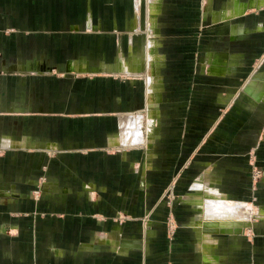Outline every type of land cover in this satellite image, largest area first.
Returning <instances> with one entry per match:
<instances>
[{
    "label": "crops",
    "instance_id": "crops-1",
    "mask_svg": "<svg viewBox=\"0 0 264 264\" xmlns=\"http://www.w3.org/2000/svg\"><path fill=\"white\" fill-rule=\"evenodd\" d=\"M156 8L144 54L132 0H0V264H264V217L203 240L187 202L201 182L264 212V0ZM140 109L146 149L123 140Z\"/></svg>",
    "mask_w": 264,
    "mask_h": 264
},
{
    "label": "rangeland",
    "instance_id": "rangeland-1",
    "mask_svg": "<svg viewBox=\"0 0 264 264\" xmlns=\"http://www.w3.org/2000/svg\"><path fill=\"white\" fill-rule=\"evenodd\" d=\"M133 1V12H134V17H136V19L139 20V24L137 25L136 27V31L138 34L141 35V37L144 39L143 42L141 43V46H142V51L144 52H147L146 51V47L148 45V42L146 41L147 37H149V23H150V9H149V5H150V0H132ZM205 27L201 28V30L205 29ZM148 54V53H146ZM196 61V60H195ZM195 64V63H194ZM264 70V55H262L261 57L259 58H254L253 59V63H252V75H255V74H258L260 71H263ZM256 72V73H255ZM140 75L142 77H139L138 79L139 80H143V77L146 76V72H142L140 73ZM243 90H245V87H243ZM231 106L228 107V108H223L220 110V117H219V120L216 124H220L224 118V116L226 115V113L230 110ZM134 115V117H131L133 120H132V123H133V126L132 128H134L133 130H137V131H140L142 132V135L144 136V140L147 141L148 140V132H149V117H148V114H147V111L145 109H140L139 111H136L134 113H132ZM67 115V114H66ZM4 115L2 113H0V119H3ZM3 122L0 121V124H2ZM133 133V132H132ZM136 133V132H135ZM134 133V134H135ZM133 136L130 135V138H132ZM1 138V137H0ZM131 139H128L129 143H132L131 142ZM134 148H141V149H146V145L143 143V141L141 142H138V143H134L132 144ZM46 149V148H45ZM137 152H139L140 150H136ZM254 153V154H253ZM253 153H251L252 155L248 158V164L252 166V183L254 185L258 184V182L261 181L262 177H263V173H264V169L258 165V155L256 154V151H253ZM4 155L3 153H0V157ZM46 155V154H45ZM248 155H250L248 153ZM12 156H16V154H13ZM29 156H32V155H27L26 159L29 157ZM39 158H37L38 160H40V155H38ZM51 159V156H47ZM47 157L46 160H49ZM54 158L52 159H55V157L57 156H53ZM29 160L33 159L35 160V157H29L28 158ZM51 159V160H52ZM32 160V161H33ZM193 160L189 161L188 164H193ZM134 165H139L138 161L134 164ZM43 170H45V172L47 171L46 168L47 166L46 165H43ZM176 179V178H174ZM176 182V180L174 181ZM44 183H47V177H40L39 178V186L37 188H40V185L44 184ZM29 187V186H28ZM33 195L35 198H38V197H41V191L40 189H35L32 191ZM162 197V196H161ZM160 197V198H161ZM168 198H173L172 200H175L177 199V195L175 194V187L173 188H170V190L168 191V195H167ZM252 210H254V212H257V208L255 207V205L252 203ZM167 207L173 209V205L172 203L168 204ZM169 209V210H171ZM253 212V213H254ZM168 219L170 220L168 222V224L170 225V229H169V239L173 240L174 239V236L176 235V229L178 227V223L176 224L175 222H177L175 216L173 214H171V212L169 213L168 215ZM142 220V219H141ZM254 223L258 222V219L257 218H253L251 219ZM250 221V220H248ZM252 224V222H251ZM248 237L251 239V243L253 246H257L256 244V240H257V236L258 237H262L260 235H258L254 229H251L250 232L247 233ZM261 254H259L257 257L254 256V252H253V258H252V264H262L263 261L261 260Z\"/></svg>",
    "mask_w": 264,
    "mask_h": 264
},
{
    "label": "bare ground",
    "instance_id": "bare-ground-1",
    "mask_svg": "<svg viewBox=\"0 0 264 264\" xmlns=\"http://www.w3.org/2000/svg\"><path fill=\"white\" fill-rule=\"evenodd\" d=\"M150 3H152L151 15H153L152 17H154V16L156 17L157 10H158L156 8V0H150ZM260 4H262V3H260ZM225 13H226V11L220 13L218 16V19L222 18V17L224 18L226 16ZM227 17H228V15L226 16V18ZM152 24H153V20H152ZM151 44H152V46L150 47L151 60H152V62H154V60H155L154 52H155L156 45H158V44H157V42L155 43L154 41H152ZM218 63H220V60H217V63H215L214 72L215 73H224V70H225L224 67ZM151 73H153V71ZM155 78H156V75H155ZM249 88H251V87H249ZM245 90H248L250 92V89H248V88L247 89L245 88ZM151 101H152V97H151ZM129 122H128V126H127V131L124 132V134H123L124 142H127L128 139H131L129 137V134L132 131H135L136 134L133 136L134 138L132 137L133 138V139H131L132 143H130V144H134V143H138V142L142 141L141 140L142 139L141 132L137 131V130H133L134 128L131 127V125H133V123H132V121L130 123ZM197 187H199V188L203 187L201 189L203 191V195L197 196V197L191 196L187 200V202H190V203L196 205V207L200 210L199 219L202 220V224H201V227H199L200 228L199 230L203 232V234H201V235H203V240H205V238H207V237H208V239L209 238L212 239V237H210V236H211L212 232H214L215 230L229 231V229H232L233 226L238 225L240 223V220H243V219L251 220L252 217L253 218L264 217V212L253 213L252 208L249 207L248 205L244 204V203H240V202H232L231 203L226 199V196L212 190L208 186H203V184H201V182H199L197 184ZM184 201H186V200L184 199ZM245 211H248V213L249 212L250 213L249 214L245 213ZM209 244H211V243H209Z\"/></svg>",
    "mask_w": 264,
    "mask_h": 264
}]
</instances>
